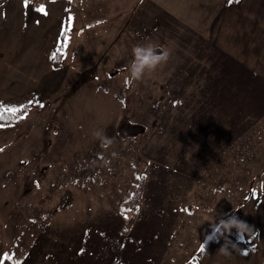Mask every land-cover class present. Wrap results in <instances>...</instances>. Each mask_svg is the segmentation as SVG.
<instances>
[{"label": "rangeland", "instance_id": "obj_1", "mask_svg": "<svg viewBox=\"0 0 264 264\" xmlns=\"http://www.w3.org/2000/svg\"><path fill=\"white\" fill-rule=\"evenodd\" d=\"M59 1L43 64L40 48L5 50L41 78L27 79L19 106L0 105L34 106L0 127V244L14 206L31 223L16 218L11 232L41 234L42 264H264V0L228 18L229 50L148 0ZM147 42L168 55L126 83L133 45ZM232 216L250 229L213 234ZM225 233L246 239V255L225 242L207 251Z\"/></svg>", "mask_w": 264, "mask_h": 264}, {"label": "crops", "instance_id": "obj_2", "mask_svg": "<svg viewBox=\"0 0 264 264\" xmlns=\"http://www.w3.org/2000/svg\"><path fill=\"white\" fill-rule=\"evenodd\" d=\"M11 1L0 0V97H2L0 105L8 108L21 104L18 98L25 95L27 79L33 80L37 77V74L41 78V70L34 68L31 72H28L27 64L30 63V59L29 61L21 60L22 62L19 61L17 62L18 64H14V61L7 59L5 50L15 44H18L19 48L22 47L24 49L40 48L39 56L35 57L33 62L37 66H40L41 63L43 64L41 58L43 52L41 49L44 46L43 41L50 42L54 39L52 33L55 32L56 34L57 32L56 27L59 23L62 5L59 0H50L48 3L41 2L39 4H36L35 0ZM245 3L246 0H148V5H156L164 13L201 35L206 41L221 49L228 48V50L230 47L227 44V34L238 31L237 25L233 21L232 27H230L228 18L236 15L237 17H243V21H245ZM63 15L67 16L66 20L68 27H70V34H73L75 31V11L66 9ZM65 16L62 17L60 23L61 29L64 27ZM50 20L51 23L48 22ZM53 24H56L55 27H53ZM89 30L91 28L85 29V32L89 34ZM242 31H245L244 27ZM58 32L55 38L57 42L59 38ZM219 33H226L224 41H220ZM70 39L69 35L68 40ZM34 64L32 63L31 65ZM5 73L9 76L4 75ZM6 76L7 78H5ZM19 208L25 210L27 206L26 204H19ZM259 208V214L263 217L264 194L260 200ZM8 209L2 222L4 225L3 241L0 244L2 264H42V246L38 243L39 239H41V234L37 235L35 229L33 233L30 227L26 230L20 227L18 240H15L13 236L15 229H13L12 233L11 226L16 223V212H12V209H15L14 206H9ZM25 212L21 211L17 214L19 216L17 219H21L19 221L21 225L31 223V218L29 219V217H25L28 222L22 221V215L24 216ZM37 220V217H35V222ZM220 242L222 244L225 242V246L230 247L232 251L237 249L242 252L241 254L246 255V239L241 242L236 236L226 233L223 236L221 235L218 240L213 239L209 243L207 251L216 249ZM37 245L39 248H37Z\"/></svg>", "mask_w": 264, "mask_h": 264}, {"label": "clouds", "instance_id": "obj_3", "mask_svg": "<svg viewBox=\"0 0 264 264\" xmlns=\"http://www.w3.org/2000/svg\"><path fill=\"white\" fill-rule=\"evenodd\" d=\"M133 59L129 65V76L126 78V83L139 79L143 76L146 69L155 68L162 60L168 55L167 51L161 49L157 51V46L151 42L136 43L133 45ZM96 135H102L101 132H97ZM235 227L238 234L248 231L250 226L237 218L232 216L227 220L220 219L217 225H212L213 234L217 232L218 228L224 231H230ZM213 235H208V239H212ZM223 251H227V248H222Z\"/></svg>", "mask_w": 264, "mask_h": 264}, {"label": "trees", "instance_id": "obj_4", "mask_svg": "<svg viewBox=\"0 0 264 264\" xmlns=\"http://www.w3.org/2000/svg\"><path fill=\"white\" fill-rule=\"evenodd\" d=\"M65 32L62 34V41L65 39ZM63 42L58 47L54 58H53V64L55 66H60L62 64V49ZM34 106L31 105H25L20 109L17 110H11V109H0V127L4 126H13L18 125L24 121L25 115L28 113L30 109H32ZM0 264H2V256L0 254Z\"/></svg>", "mask_w": 264, "mask_h": 264}]
</instances>
